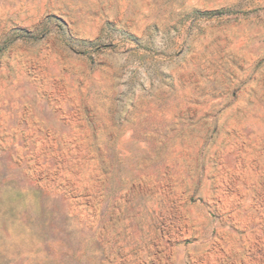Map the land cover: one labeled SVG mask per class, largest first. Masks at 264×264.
<instances>
[{"label": "rangeland", "instance_id": "1", "mask_svg": "<svg viewBox=\"0 0 264 264\" xmlns=\"http://www.w3.org/2000/svg\"><path fill=\"white\" fill-rule=\"evenodd\" d=\"M0 264H264V0H0Z\"/></svg>", "mask_w": 264, "mask_h": 264}]
</instances>
